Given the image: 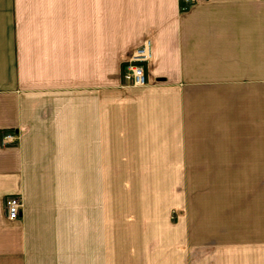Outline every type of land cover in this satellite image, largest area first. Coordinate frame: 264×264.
Segmentation results:
<instances>
[{"label":"crops","instance_id":"0c3cea01","mask_svg":"<svg viewBox=\"0 0 264 264\" xmlns=\"http://www.w3.org/2000/svg\"><path fill=\"white\" fill-rule=\"evenodd\" d=\"M183 1L0 0V264H264V0Z\"/></svg>","mask_w":264,"mask_h":264},{"label":"built area","instance_id":"2783aa9c","mask_svg":"<svg viewBox=\"0 0 264 264\" xmlns=\"http://www.w3.org/2000/svg\"><path fill=\"white\" fill-rule=\"evenodd\" d=\"M187 5L191 4L193 0H185ZM152 45L150 41L143 42L142 46L136 48L124 66L123 79L131 86L142 87L147 85L146 65L152 60ZM13 134V133H12ZM4 133L2 136V144L5 146L7 143H14L16 135ZM21 196H11L6 202V213L9 221H18L23 211L24 203Z\"/></svg>","mask_w":264,"mask_h":264},{"label":"rangeland","instance_id":"374dc122","mask_svg":"<svg viewBox=\"0 0 264 264\" xmlns=\"http://www.w3.org/2000/svg\"><path fill=\"white\" fill-rule=\"evenodd\" d=\"M193 2H194V0L192 1V3H193ZM182 6H183V7L185 6V8H186L187 3H186L185 0L183 1V5H182ZM141 46H142V45H141ZM138 48H139V47H138ZM133 53H134V52H133ZM131 56H132V55H131ZM130 59H131V57H130ZM130 59H129L128 61H130ZM128 61H126V62H128ZM123 73H124V68H123ZM123 73H122V74H123ZM146 77H147V76H146ZM123 80H124V79H123ZM147 82H148V80H147ZM148 83H149V82H148ZM148 83H147V84H148ZM124 84H125V85H128L125 81H124ZM128 86H131V85H128ZM146 86H147V85H146ZM7 133H9V134H12V133H13L12 135H16V136H15L16 139H14L15 142L17 141V139H19V136H20V135L16 134V132H7ZM1 140H2V139H1ZM1 140H0V141H1ZM1 142H2V141H1ZM15 142H14V143H15ZM14 143H11V144H14ZM7 145H10V144L7 143ZM7 145H5V146H7ZM236 179H238V178H236ZM114 184H115V179H114ZM114 188H115V186H114ZM11 196H15V195H10V196L7 197V199H8L9 197H11ZM17 196H21V195H16V197H17ZM7 199H6V200H7ZM6 200H5V201H6ZM5 201H4V202H5ZM5 208H6V202H5ZM175 219H177V216H176V213L173 211V221H176ZM211 258H212V257H211ZM213 259H216V258H212V260H213Z\"/></svg>","mask_w":264,"mask_h":264}]
</instances>
